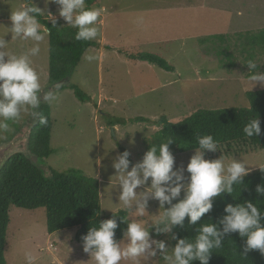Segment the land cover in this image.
<instances>
[{
    "label": "rangeland",
    "instance_id": "1",
    "mask_svg": "<svg viewBox=\"0 0 264 264\" xmlns=\"http://www.w3.org/2000/svg\"><path fill=\"white\" fill-rule=\"evenodd\" d=\"M30 2L44 10L42 15L49 18L52 13L67 25L55 3L46 6L44 0ZM22 5L27 6V2L0 0V36L15 54L34 44L11 33V11ZM93 8L103 9L97 22L99 35L92 40L96 45L86 49L70 78L90 99L82 102L66 87L49 104L53 151L46 163L57 171L76 168L98 179L100 215L109 217L123 208L112 161L123 149L130 152L129 170L140 161L146 153L142 139L159 128L156 121L160 116L177 121L198 108L247 106V92L264 90L258 84L252 88L245 64L253 60L257 70L264 71L262 45L243 46L237 39L246 32L264 29V0H100ZM40 47V54L32 61L44 88L49 84L48 36ZM123 52L156 53L173 70L128 59ZM88 55L98 59L89 62L85 58ZM28 114L22 113L16 123L9 122L11 131L0 133V141L9 139ZM135 117L149 121H132ZM115 119L122 122L111 126L110 121ZM195 150L173 154L174 168H186ZM225 150L226 146H219L216 152L206 151L205 158L222 156L226 164L232 158L244 159L250 172L259 169L257 165L264 166V148L249 146L243 152L229 154ZM141 190L144 186L137 189ZM183 195L182 190L177 200ZM159 211H163L159 202L150 199L145 216H130L127 211L126 216L148 224ZM9 220L6 264H27L25 253L36 257L35 264H95L83 251V243L74 239L77 227L48 233L44 208L27 210L11 205ZM153 235L168 247L175 246L170 233ZM149 264L165 262L158 255Z\"/></svg>",
    "mask_w": 264,
    "mask_h": 264
},
{
    "label": "clouds",
    "instance_id": "2",
    "mask_svg": "<svg viewBox=\"0 0 264 264\" xmlns=\"http://www.w3.org/2000/svg\"><path fill=\"white\" fill-rule=\"evenodd\" d=\"M44 2L46 6L48 3L58 5L59 17L68 26L77 29L76 40L89 41L98 37L97 22L103 9L89 8L86 0ZM31 5H22L11 11L10 29L17 37L33 41V46L21 54H15L8 50V41L0 36V133L11 131L9 122H18L22 113L39 108L42 102L54 103L62 87V84L57 83L54 85L55 90L45 92L40 73L33 66L32 57L40 54V44L50 33L38 20L44 10ZM49 20L53 25L57 23L52 13ZM85 58L89 62L98 59L95 55ZM245 64L252 88L257 84L264 88V71L257 70L258 65L253 60ZM32 115L36 113L33 111ZM39 123L46 125L47 117L41 115ZM243 133L249 138L259 136L260 120L257 117L249 119L243 127ZM197 140L198 148L186 168H174L175 157L169 148L173 142L171 138L158 147L151 146L140 161L131 165L130 170V152L126 149L116 156L112 167L116 170L120 187L118 200L123 205L121 210L129 212L130 216L143 217L148 213V202L152 199L159 202V209L163 211H159L148 224L135 219L128 220L120 240L116 239L118 223L115 218L99 222L98 227L92 226L82 240L83 251L90 255L95 264H121V261L149 264L158 255L165 264H192L196 260L200 264H209L211 254L222 247L224 237L231 233L246 238L244 253L258 250L264 255V224L261 222L264 211L251 200L226 204L225 214L219 221L201 224L196 229L194 240L179 238L173 232L176 227L186 226V218L188 225H197L212 210L213 198L225 192L232 194L233 186L242 184L244 177L251 171L244 159L232 158L227 164L222 156L206 159V151L219 150L213 135H202ZM257 166L264 171V166ZM185 172L189 175L185 176ZM141 186H144V190L137 191ZM182 190L183 198L177 200ZM256 192L264 196V185H257ZM174 200L177 202L173 203ZM166 204L169 205L167 208ZM153 232L156 235L171 233V239L177 241L175 246L168 247L164 240L156 239ZM25 258L27 264H35L36 257L31 253H25Z\"/></svg>",
    "mask_w": 264,
    "mask_h": 264
},
{
    "label": "trees",
    "instance_id": "3",
    "mask_svg": "<svg viewBox=\"0 0 264 264\" xmlns=\"http://www.w3.org/2000/svg\"><path fill=\"white\" fill-rule=\"evenodd\" d=\"M99 3L100 0H86L89 8ZM27 6H32L30 1ZM38 20L49 29L50 33L48 35V83L59 82L62 84L59 90L69 87L80 101H88L90 96L71 83L70 78L83 53L96 43L92 40H76L77 29L62 25L57 19L55 25L48 21L46 15H39ZM246 33L237 36L238 40L241 39L243 46L261 44L264 49V29L253 34ZM123 54L134 61L148 62L167 71L173 70L172 65L156 53L123 52ZM246 98L247 106L198 108L177 121H170L164 115L160 116L156 121L159 128L142 139L145 152L151 146L158 147L170 138L173 142L169 148L173 154L195 150L198 148L197 137L207 134L213 135L218 146H226L227 154L243 152V149L249 146L263 149L264 90L247 92ZM40 112V116L47 117V124L38 122L32 129L29 148L38 157L46 160L53 151L50 146L52 119L49 104H42ZM254 117L260 120L261 134L249 138L243 133V127L249 119ZM132 121H149V119L135 117ZM120 122L122 121L115 119L110 121V125ZM257 185H264V171L260 168L248 173L242 184L234 185L232 194L225 192L213 198L212 210L205 214L197 225H188L186 218V226L176 227L173 232L179 238L186 237L194 240L197 234L196 229L201 224L217 223L225 214L224 208L228 203L236 204L251 200L261 211H264V196L256 192ZM11 205L27 210L44 208L48 233L77 227L74 239L81 243H83L82 237L88 230L92 226L98 227L99 222L103 220L109 218L117 220L118 227L115 230L117 240L123 238V231L128 223L124 210H118L109 217H101L98 179L87 176L76 168L57 171L48 166L47 172L42 174L22 154H14L0 170V264H6L7 228ZM261 222L264 224V218ZM245 240L246 238L240 237L238 233L227 234L222 247L215 249L211 254L209 264H264V255L258 250L244 253ZM176 242L174 240V245ZM192 264H200V262L196 260Z\"/></svg>",
    "mask_w": 264,
    "mask_h": 264
},
{
    "label": "water",
    "instance_id": "4",
    "mask_svg": "<svg viewBox=\"0 0 264 264\" xmlns=\"http://www.w3.org/2000/svg\"><path fill=\"white\" fill-rule=\"evenodd\" d=\"M30 0H25L29 2ZM59 82L49 83L43 90L46 92L49 89L55 90L54 85ZM42 104H47L42 102ZM35 110H29L28 117L24 122L15 130L14 134L7 140L0 141V170L6 161L13 156L14 154H22L33 166L38 168L42 174L47 171L46 160L41 159L36 154H34L29 148V139L32 132V129L38 124L40 117V108ZM35 112L36 115H32V112ZM113 130V129H112Z\"/></svg>",
    "mask_w": 264,
    "mask_h": 264
},
{
    "label": "crops",
    "instance_id": "5",
    "mask_svg": "<svg viewBox=\"0 0 264 264\" xmlns=\"http://www.w3.org/2000/svg\"><path fill=\"white\" fill-rule=\"evenodd\" d=\"M99 46V45H98ZM53 234V233H52Z\"/></svg>",
    "mask_w": 264,
    "mask_h": 264
}]
</instances>
